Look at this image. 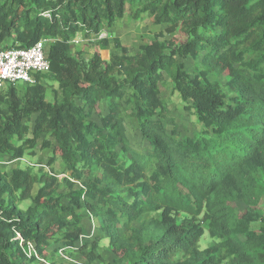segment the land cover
Wrapping results in <instances>:
<instances>
[{
    "label": "trees",
    "instance_id": "trees-1",
    "mask_svg": "<svg viewBox=\"0 0 264 264\" xmlns=\"http://www.w3.org/2000/svg\"><path fill=\"white\" fill-rule=\"evenodd\" d=\"M127 15L164 32L133 57L117 38L109 60L73 53ZM43 38L50 71L0 91L1 169L32 159L0 169V264H46L18 234L50 264H264V0H0V45ZM165 75L197 134L166 123Z\"/></svg>",
    "mask_w": 264,
    "mask_h": 264
},
{
    "label": "rangeland",
    "instance_id": "rangeland-1",
    "mask_svg": "<svg viewBox=\"0 0 264 264\" xmlns=\"http://www.w3.org/2000/svg\"><path fill=\"white\" fill-rule=\"evenodd\" d=\"M163 28L154 23L153 19L150 17H143L139 22H134L128 15L125 16L121 21L116 22L110 29H105L101 32L99 37L95 35L87 37L84 32L78 35V44H72V50L75 55H79L81 59H91L96 51L99 52L101 58L103 60H109L111 55H121L122 50L115 46V39L117 38L122 46L127 47V56L133 57L138 53L141 49V46L147 44L150 40L154 39L156 35L162 34ZM106 38L108 40V47L106 49L102 48L99 44L101 39ZM171 35L164 33V37L161 36L160 39H170ZM182 63H184L186 69H193V61L192 59H181ZM166 84L162 87V95L166 100L168 105L169 117L167 119V124H173V122L180 127L181 134H197L201 129L200 126L196 123V120L193 116H191L187 111L183 109L181 99L179 95L173 91L172 81L170 80L168 75H165ZM20 90H24V84H17ZM47 85V84H46ZM49 98L51 97V91L48 89ZM102 109V108H101ZM124 116L126 119L127 125V136L130 143L134 147L142 148L145 145V142L140 138L137 125L135 122L134 111L130 106H127L124 110ZM172 120V122H171ZM50 152L45 150L41 152V155H48ZM5 158H7L5 156ZM7 158V166L2 168L3 172H10L12 168L16 166L23 167L26 163H30L32 159L26 157L21 159L20 161H8ZM55 169L61 173L63 167L61 164V160L58 159L55 164ZM66 174H60L59 178L63 179ZM86 227L89 231H92L93 225L90 223H86ZM91 233V232H90ZM87 237L83 240H85ZM214 241L210 238L209 234L206 232L203 237L200 247L201 249H206L211 246ZM58 252V251H57ZM78 256L74 257L73 264H87L86 256L83 252H77ZM105 261H110V257L106 256ZM102 262L101 264H106ZM66 262V261H65Z\"/></svg>",
    "mask_w": 264,
    "mask_h": 264
},
{
    "label": "built area",
    "instance_id": "built-area-1",
    "mask_svg": "<svg viewBox=\"0 0 264 264\" xmlns=\"http://www.w3.org/2000/svg\"><path fill=\"white\" fill-rule=\"evenodd\" d=\"M49 39L43 38L36 42L32 47L8 49L0 45V91L7 85L25 84L33 86L37 83V75H43L50 71L51 63L46 57V44ZM71 43L78 44L76 37ZM94 233V229L92 234ZM20 245L24 248L27 257L35 256L40 261L50 264L46 259L39 257L36 248L32 242H26L20 234L17 235ZM83 237H81V244ZM26 248V249H25ZM66 249H59V256L66 262H72L73 259L65 252ZM76 251L77 248H70Z\"/></svg>",
    "mask_w": 264,
    "mask_h": 264
},
{
    "label": "crops",
    "instance_id": "crops-1",
    "mask_svg": "<svg viewBox=\"0 0 264 264\" xmlns=\"http://www.w3.org/2000/svg\"><path fill=\"white\" fill-rule=\"evenodd\" d=\"M79 34H82V32L78 33V35H79ZM78 35L76 36L77 38H78ZM3 159H4V160H7V158H5V157H4ZM3 164L5 165V163H3V162L0 163V169H1V165H3ZM6 165H7V164H6ZM73 256L76 257V256H78V254L75 253ZM74 257H71V258L73 259V261H75V260H74ZM59 259L61 260L60 257H58V260H59ZM63 264H68V263H63Z\"/></svg>",
    "mask_w": 264,
    "mask_h": 264
},
{
    "label": "clouds",
    "instance_id": "clouds-1",
    "mask_svg": "<svg viewBox=\"0 0 264 264\" xmlns=\"http://www.w3.org/2000/svg\"><path fill=\"white\" fill-rule=\"evenodd\" d=\"M28 164H30V163H28Z\"/></svg>",
    "mask_w": 264,
    "mask_h": 264
}]
</instances>
